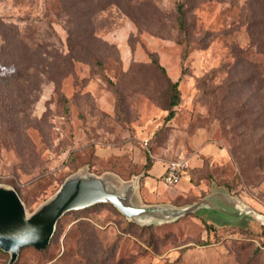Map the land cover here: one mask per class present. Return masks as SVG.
Returning a JSON list of instances; mask_svg holds the SVG:
<instances>
[{
	"label": "rangeland",
	"instance_id": "obj_1",
	"mask_svg": "<svg viewBox=\"0 0 264 264\" xmlns=\"http://www.w3.org/2000/svg\"><path fill=\"white\" fill-rule=\"evenodd\" d=\"M247 1L0 0V51L18 30L38 75L20 128L11 134L0 116V184L17 188L28 214L84 171L119 185L138 176L146 203L185 205L215 187L264 214L263 70L248 63L264 52L242 51ZM155 61L179 83L171 119ZM177 160L187 164L179 183L146 185L153 164ZM263 227L208 208L141 225L99 202L66 212L49 246L22 248L14 264H264ZM9 259L0 248V264Z\"/></svg>",
	"mask_w": 264,
	"mask_h": 264
},
{
	"label": "water",
	"instance_id": "obj_2",
	"mask_svg": "<svg viewBox=\"0 0 264 264\" xmlns=\"http://www.w3.org/2000/svg\"><path fill=\"white\" fill-rule=\"evenodd\" d=\"M139 177L122 185L111 178L90 171L77 172L68 177L56 194L33 213L28 214L17 190L0 184V248L10 254L8 264H14L22 248H47L55 233L58 220L68 211L79 210L99 202L115 205L127 219L141 225L176 221L182 216L197 213L202 208L211 212L254 218L264 225V214L255 211L234 195V206L219 205L216 192L231 195L221 188L213 190L199 201L185 205L140 204L137 198Z\"/></svg>",
	"mask_w": 264,
	"mask_h": 264
},
{
	"label": "trees",
	"instance_id": "obj_3",
	"mask_svg": "<svg viewBox=\"0 0 264 264\" xmlns=\"http://www.w3.org/2000/svg\"><path fill=\"white\" fill-rule=\"evenodd\" d=\"M247 8L250 10V14L245 24L251 30L250 42L242 48V51L247 55L254 52H264V0H248ZM176 23L180 33L186 37L188 34V19L184 1L179 2L176 6ZM4 39L5 43L0 51V64L3 66L0 71V80L2 81L0 84V116L3 119L7 118L5 120L9 125L7 130L13 134L16 129L20 128L21 124L18 125L20 121L29 115L31 102L29 96L32 95L34 90L35 92L38 90V87H36L38 75L35 73L37 67L32 61L34 53L29 52L23 46L24 41L18 30L8 31ZM186 49H188L187 46ZM155 62L167 77L169 92V114L167 117L171 119L175 114L173 107L179 104L181 100L179 83L168 77L165 68L158 61ZM248 63L255 68H262L264 81V62L260 64ZM253 80L254 76L250 81ZM17 95L21 98L19 102L16 98ZM24 95L26 99L23 98ZM261 125H264V115ZM207 227L214 228L212 224L208 223Z\"/></svg>",
	"mask_w": 264,
	"mask_h": 264
},
{
	"label": "crops",
	"instance_id": "obj_4",
	"mask_svg": "<svg viewBox=\"0 0 264 264\" xmlns=\"http://www.w3.org/2000/svg\"><path fill=\"white\" fill-rule=\"evenodd\" d=\"M155 164L158 165L157 169H155V167H154ZM155 164L152 165V167L148 170L147 174L144 176L146 185L148 187H152L154 185L155 178L158 177V176H161L162 180H163V175H164L166 167H167V165H165L164 162L155 163ZM137 190H138V188H137ZM213 190H214V188L211 187V190L208 193L203 194L200 199H202L205 196L212 195L213 194ZM215 190L219 191V190H221V188H215ZM214 196L216 197L217 201L219 202V205H228L230 207V206H234L235 203H236V201L233 199L234 195L232 193H231V195H227L225 193L216 192ZM137 198H138L137 200H138V202L140 204H164V202H153V203L152 202H148V203H146L143 199H141V197H140L138 192H137ZM199 200H197V201H199ZM193 202H196V201H193ZM207 222H210V221H207ZM210 223L215 224L213 222H210ZM220 226H229V225L220 224ZM230 226H235V225H230Z\"/></svg>",
	"mask_w": 264,
	"mask_h": 264
},
{
	"label": "built area",
	"instance_id": "obj_5",
	"mask_svg": "<svg viewBox=\"0 0 264 264\" xmlns=\"http://www.w3.org/2000/svg\"><path fill=\"white\" fill-rule=\"evenodd\" d=\"M187 174V164L184 160L170 162L163 175V181L168 185H175Z\"/></svg>",
	"mask_w": 264,
	"mask_h": 264
}]
</instances>
